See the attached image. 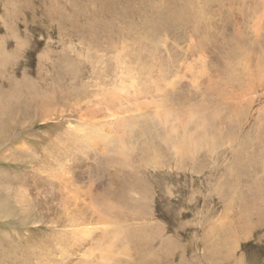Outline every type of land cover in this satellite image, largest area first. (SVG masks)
I'll return each instance as SVG.
<instances>
[{
    "label": "rangeland",
    "instance_id": "374dc122",
    "mask_svg": "<svg viewBox=\"0 0 264 264\" xmlns=\"http://www.w3.org/2000/svg\"><path fill=\"white\" fill-rule=\"evenodd\" d=\"M261 66L264 0H0V264H264Z\"/></svg>",
    "mask_w": 264,
    "mask_h": 264
},
{
    "label": "bare ground",
    "instance_id": "6f19581e",
    "mask_svg": "<svg viewBox=\"0 0 264 264\" xmlns=\"http://www.w3.org/2000/svg\"><path fill=\"white\" fill-rule=\"evenodd\" d=\"M256 21H258V19H256ZM258 74L254 77L251 78V81H250V88L252 87H256V83H263L264 84V68L261 66L258 68ZM3 84V83H2ZM104 85V84H103ZM102 85V86H103ZM2 86V85H1ZM105 89V88H104ZM2 90V89H1ZM56 90V89H55ZM102 90V89H101ZM14 91V90H12ZM26 93H29V91H24ZM100 92V91H99ZM7 93V92H6ZM32 94V93H30ZM34 96H32L29 100V102L31 103V105H33L34 103L36 104H39L38 107H36L39 112L35 115V117L37 118V116H40V119L43 118V116H45L44 118L46 117H52V116H55L56 115V111L54 108H51L50 109V106H48L44 101H41V98L40 100L37 102V100L39 99L40 96L36 95V94H32ZM2 98V95H0V99ZM43 100V98H42ZM41 101V102H40ZM98 102V101H97ZM89 104V103H88ZM94 105V104H93ZM34 106V105H33ZM92 107V104L91 105H88L87 108H90ZM34 110V109H33ZM71 110V109H70ZM62 111V110H61ZM37 112V111H36ZM63 113V111H62ZM85 114V113H84ZM28 115V114H27ZM86 115V114H85ZM88 116V115H86ZM11 120H14L13 119V116H11ZM83 118V117H81ZM26 119V118H25ZM84 119V118H83ZM127 119V118H126ZM5 120V119H4ZM80 120V119H79ZM27 121V120H25ZM45 121V119H44ZM6 122V121H5ZM4 122V123H5ZM15 122V121H14ZM14 122H13V125H14ZM122 122L127 123L128 121L127 120H122ZM83 127L82 129L86 128V127H90V128H93L94 129V125H92L90 122H85L84 121H81ZM12 124V123H11ZM117 123H112L111 125L110 124H105L104 127L107 129V131H109V127H113V126H116ZM12 125V126H13ZM15 125H18L15 123ZM123 126V125H121ZM120 127V126H119ZM74 129H76V127H74ZM72 127L70 129V126L69 128L67 129L68 132H70L71 130H74ZM66 131V130H65ZM64 131V132H65ZM78 131H80V129H78ZM58 137V135L56 136ZM122 137V136H121ZM121 137L119 139H121ZM105 138H106V134H103L101 131H95V132H84V133H70L68 135V141L71 145V155H75L77 152H80L82 150V147L85 146L91 153L93 152L92 154V157L89 158V161H91L89 164V168L92 169V165H95L96 164V161L98 159V157L100 156L101 154V148H103V144L104 141H105ZM108 139V138H107ZM125 140V139H124ZM122 141V140H121ZM100 148V149H99ZM24 152H26L24 150ZM107 153H114V150H108L106 149V151H104V157H107ZM96 156V157H95ZM104 157H100V159H104ZM65 157L63 155H61L59 152H51L50 154V159L52 160L50 163H49V175L52 176V172H58L60 173L62 171L60 165L62 163V160L64 159ZM108 162V161H107ZM111 162V161H110ZM102 163H106L105 161H100V163H98V169H100V167H102ZM107 165V163H106ZM104 165V167L106 166ZM90 173V171H88ZM41 172H38V174H40ZM31 176L30 174H28L26 177H29ZM34 177V176H33ZM38 177V176H37ZM39 178V177H38ZM57 178H60L61 179V182L64 181V178L62 176V174L60 173V175L58 173H56L54 175V179H57ZM43 179V178H42ZM39 180V179H38ZM58 181V180H57ZM44 185L46 187H48L49 189L53 188V182H52V178H48L46 177L44 180ZM72 182V175H70V183H68V185H73ZM230 182V181H229ZM25 185H27V183H25ZM68 185H66V187H64V189H70L73 191V189L71 187H68ZM75 186V185H74ZM25 187V186H24ZM78 187V186H76ZM64 189H62V191H64ZM79 189V188H77ZM80 190V189H79ZM75 191V190H74ZM74 193H77V192H74ZM24 194V193H23ZM43 196V194H42ZM69 197V196H68ZM77 197V195H76ZM90 197V196H89ZM25 198V197H24ZM75 199V198H74ZM77 199V198H76ZM90 200V199H89ZM148 261V260H147ZM150 262V261H149Z\"/></svg>",
    "mask_w": 264,
    "mask_h": 264
}]
</instances>
